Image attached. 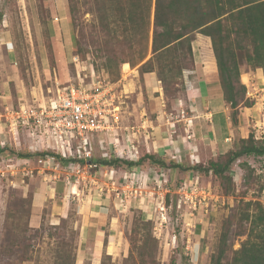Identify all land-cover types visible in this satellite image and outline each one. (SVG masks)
<instances>
[{"label": "rangeland", "instance_id": "1", "mask_svg": "<svg viewBox=\"0 0 264 264\" xmlns=\"http://www.w3.org/2000/svg\"><path fill=\"white\" fill-rule=\"evenodd\" d=\"M115 8L116 5L113 6L107 0H0V24L5 26L16 52V55H11L12 58L9 60L6 61L5 56L0 60V87L8 94L6 103L0 99V103H4L0 104V114L4 113L6 106L12 109L19 104H43L48 97L69 85L91 86L101 83L104 86L114 85L112 86L114 101L119 106L118 114L122 128L134 127L136 132L140 125L136 123V118L140 114L143 118L153 117L158 114L157 109H162L166 115L175 120L191 117L195 113V108L187 104L184 87L181 88L179 83L180 79H176L175 83L169 86L172 91L170 94L164 92L159 80H157L155 92L145 87L140 73L142 63L138 61L136 54L140 47L135 44L132 50L129 48V41L137 42L143 35L140 33L136 37L119 36L118 43H122L117 44L109 34L116 20ZM151 31L150 24L147 28L148 55L146 59L150 57ZM194 41L191 44L192 52L199 55ZM109 59L116 60L118 77H116L115 69L112 70L114 73L105 69ZM131 59L134 60V67L127 63ZM187 66L191 68L190 63ZM247 67L245 61H241L240 76L244 70L248 69ZM244 81L248 83L246 97L252 102V106L247 107L245 111L246 118L249 120L247 131L264 142V82L258 85L254 79V86H252L251 80L247 82V78L244 77ZM153 99L159 100V104L156 105ZM198 107L200 110L201 107ZM0 118L3 122L2 116ZM9 131L10 129L8 130L2 123L0 147L7 145L16 151L15 155L11 153L10 158L21 159L16 156V153L32 154L35 158L37 152L31 148L36 149L38 146L30 139L28 132L19 130L18 134L13 136ZM117 134L120 138L119 148H122L126 136L120 129L117 130ZM143 134H148L147 129H139L133 136L130 135L135 146L140 144ZM97 142L98 139L95 138V157L100 151V146L95 145ZM227 151L223 150V154L211 152L209 146L202 143L197 148L200 157L196 159V161L200 160L201 171L174 172L175 169H170L169 172L171 170L172 173L174 172L171 176L172 179L175 178V181L166 188L167 194L162 204L154 201L153 206H148L149 200L144 203L134 198L128 201L126 198L127 201L118 203L117 210L113 209V205L110 206L109 213L117 219L115 222L117 232L120 233V237L123 236V239L121 238L119 245L113 247L110 258H104L103 255L106 253H102L101 259L103 258L104 264H132V261L127 260L128 251L131 250L132 224L139 216L152 223L151 233L158 244L156 257L158 264H211V256L216 252L220 234L227 230L229 232L228 253L223 264H229L233 251L237 250L245 239V236L237 235L239 201L257 200L264 204V157L248 156L237 160L230 169L233 191L229 195H224L222 181L210 173H204L202 169L207 167L210 160L223 161V155ZM28 160L30 161L21 167L25 168L27 173L22 169L13 176L11 174L0 176V264H54L56 250L61 241L71 245L67 248L68 250L76 247V256L80 248L79 254H82L83 259L85 257L84 264H90L88 252L91 251L87 249L89 245L78 246L77 222L80 218L76 216L77 205L83 202L86 196L97 194V192L115 198L116 193L124 192L121 186L129 182L125 183L117 173L109 179V171L107 173L100 169L86 171L83 165L77 169L79 174H76L71 169L66 171L57 168L56 170L50 165L37 164L36 159ZM169 162L171 164V160ZM242 163L247 164L246 170L241 168ZM182 164L193 166L189 160ZM66 173L76 186L75 194L68 196L70 205L67 216L63 218L59 216V206L55 204V200L58 201V197H62V194H57L58 189L56 199L50 200L46 197L43 205L34 212L31 206L32 194L40 184V180L43 181L45 175L54 174L56 182L64 187ZM163 175L167 181V173ZM94 176L106 182L99 187L100 190L95 188L94 182L92 183ZM188 182L192 184L196 182L198 190H209L207 193L213 199L208 202L207 208H203L204 204H201L196 205V209L192 210L189 204L182 203L180 208L173 210L171 204L178 200L176 190L180 186L189 185ZM167 183L162 182L161 185L166 186ZM112 185L115 189L109 192ZM147 186L155 192V198H157L156 193L162 191L155 185ZM46 190L52 191L50 187ZM144 196L143 194L142 198ZM89 223L96 224L94 220H90ZM14 224L18 226L15 227ZM26 226L30 229L23 234L21 229ZM26 252L28 260L23 261ZM135 253L134 251L136 256ZM134 262L137 264V261Z\"/></svg>", "mask_w": 264, "mask_h": 264}, {"label": "trees", "instance_id": "2", "mask_svg": "<svg viewBox=\"0 0 264 264\" xmlns=\"http://www.w3.org/2000/svg\"><path fill=\"white\" fill-rule=\"evenodd\" d=\"M107 1L113 6L116 5V14H114L116 20L109 30L110 36L117 44H121L122 42L118 43L119 36L136 37L142 33L143 36L139 41H129L131 50L135 44L140 47L136 54L138 61L142 63L140 66L142 80L145 74L155 73L157 80L163 85L164 92L169 94L172 92L169 86L175 83L176 79H180L181 88L184 87V94L186 92L183 71L195 69L191 47L195 35L199 34L209 38L211 47L208 42L202 43V47L206 53L208 49H211L214 55L223 100L229 108L231 125L238 126L240 107L252 106V102L246 97V86L241 81L239 69L241 61L244 60L252 70L260 68L264 73V0ZM150 24L152 27L150 57L146 59L148 55L147 28ZM127 63L134 67L133 59ZM187 63H190L191 68L187 66ZM117 68L116 60L109 59L105 64L107 71L114 73L112 70H116V77L119 75ZM136 147L138 150L136 161L121 160L112 156L104 158L97 156L91 159L92 164L96 166L93 170L110 168L129 171L147 160L151 164L169 170L201 171L200 164L193 166L170 164V162L166 164L160 157L143 155L140 144ZM15 152L7 145L2 146L0 147V158L12 157ZM35 152H37L35 158L32 154L16 153V156L21 159L36 160L54 157L60 167L83 164L82 161L76 159H62L50 150ZM248 156L264 157V142L256 139L250 132L245 138L236 140L234 148L232 147L223 155V161L210 160L202 171L219 178L222 181L224 195H229L233 191L231 166L240 158ZM241 168L246 170L248 166L242 163ZM171 205L175 211L176 200ZM237 219L239 224L237 235L245 236V239L240 243V247L233 251L229 264H264V204L257 200H240ZM132 225L131 250L128 251L127 260L132 261V264L136 263L134 261H137V264H158L156 259L158 244L151 233V221L139 216ZM14 226L18 225L14 224ZM29 229V226L23 227L21 232L26 234ZM228 240V230L221 232L216 252L211 256V264H223L228 253ZM105 243H107L106 240ZM70 246L63 241L60 242L54 264H75L76 247L68 250ZM27 256L28 253H24L23 261L28 260ZM103 257L110 258L106 254ZM100 264H104L103 258Z\"/></svg>", "mask_w": 264, "mask_h": 264}, {"label": "crops", "instance_id": "3", "mask_svg": "<svg viewBox=\"0 0 264 264\" xmlns=\"http://www.w3.org/2000/svg\"><path fill=\"white\" fill-rule=\"evenodd\" d=\"M7 33L5 26L0 24V60L5 56L6 61L12 58L11 55H16L14 46ZM194 42L196 43L199 55H195L193 51L195 69L184 71V81L186 86L185 96L187 97L185 100L188 101L187 104L191 108H195V113L189 118L183 117L181 120H175L166 115L162 109H157L158 114L153 117L143 118L142 114H140V116L136 118V123L140 124L139 129H147L148 131V134L141 135V153L143 155L160 157L166 164L169 163V160L174 164H182L184 161L187 162L188 160L193 165L199 164L200 160L196 161V159L200 157L197 148L202 143H206L211 152H220V154H223V150L227 151L231 149L233 142H236L239 138H245L249 132L247 131V122L249 120L246 118L247 113L245 112L248 109L247 107H240L239 109L240 116L238 119V126L231 125L229 108L223 100L214 55L211 49H208V53H206L202 47V43L206 44V42H208L210 46L209 38L196 35V40ZM247 68L248 69L244 70L243 74H241L242 83L248 86V83L244 81L245 77L247 78V82L251 80L252 86H254V79L257 81L258 85H262L264 82V73L262 69L258 68L252 70L249 66ZM143 82L145 83V87L151 89L152 92L157 90V78L155 74H145L143 76ZM4 91L5 89L3 90V88L0 87V93H2L0 94V99L4 100L3 102L6 103L8 94ZM153 100L156 101V99ZM155 104L158 105L159 100H157ZM198 106L201 107L200 110H198ZM181 122L184 123L182 124ZM0 124L2 125V123ZM103 171H112L109 174V179H112L115 173L119 174L118 177H122L123 179L135 173L137 180L134 184L129 182V184L121 186L124 192L123 194L116 193L115 198L114 196L107 197L104 193L97 192V194L86 196L81 203L78 201V208L76 206V216L80 218V221L77 222L78 246L80 245V247H82L85 244L89 245L87 249L91 251L88 252V261L90 264H100L103 252L111 256L113 247L119 245L121 243V238L123 239V236L120 237V233L117 232V224H115L117 219H115L113 214L111 215V213H109L110 206L113 205V209L117 210L120 201H129L133 198L134 200L143 201L144 203L149 200L148 206H153L155 203L162 204V202H164V196L167 194L166 188L171 186L172 182L175 181V178L172 179L171 175L179 170L176 169L172 173V170L169 172V169L151 164L149 161L145 160L139 166L129 171L110 168ZM163 173H167V181H165V175H163ZM51 180L54 181L51 182ZM93 182L97 190H100L99 187L103 183L106 184L103 180H98L96 176L92 177V183ZM162 182H164V184L165 182L168 183L166 186H162ZM63 185L64 187L56 182V176L54 174L45 175L43 181L40 180V184L33 193L32 210L35 212L42 206L44 200L47 199L46 197L50 200L56 199V190L58 189L57 194H62V197H58V201L55 200V204L59 206V216L61 218L66 217L70 205L68 196L70 194H75L74 189L76 186L75 183L72 182L68 184L65 180L63 181ZM65 185H69L70 187H66ZM147 185H155L162 189L160 193H156L157 198L154 197L155 192L147 188ZM47 187H50L52 191L48 192L46 190ZM114 189L115 187L112 185L111 191H108L112 192ZM127 190L128 193H126ZM118 194L122 196L119 197ZM143 194L146 197L144 196V198H142ZM124 198L125 200H123ZM154 201L157 202L152 203ZM118 211L121 213V209ZM90 220H94L96 224L90 225ZM105 240L107 243H105ZM77 251L76 264H84L85 257L83 259L82 254H79L81 249L78 248Z\"/></svg>", "mask_w": 264, "mask_h": 264}, {"label": "built area", "instance_id": "4", "mask_svg": "<svg viewBox=\"0 0 264 264\" xmlns=\"http://www.w3.org/2000/svg\"><path fill=\"white\" fill-rule=\"evenodd\" d=\"M112 86L114 85L104 86L101 83L91 86L69 85L48 97L43 104H19L12 109L6 106L4 113L0 114L3 118V122L1 118L0 122L6 125L8 130L10 129L9 132L13 136H16L19 130L27 131L30 139L38 146L31 150H50L62 159L82 161L86 171L96 167L91 162V159L96 156L94 153L95 138L98 139L95 145L100 146L98 156L103 158L112 156L121 160L136 161L138 150L129 133L132 132L131 136H133L139 129L135 132L134 127H129V129L120 127L119 106L114 101ZM119 129L123 130V135L126 136L122 148H119L120 138L116 133ZM11 159L10 157L0 159V176L6 174L13 176L22 169L27 173V170L21 167L30 160L15 158L12 161ZM36 162L41 166L50 165L56 170L60 168L54 157L38 159ZM80 167L82 166L69 165L61 169L66 171L71 169L79 174L77 169ZM83 176L85 177L84 173ZM135 176L136 174L132 173L130 177L123 180L125 183L134 184L137 180ZM64 180L68 184L73 182L70 177L68 178V173ZM207 192L209 190H198L196 182L183 185L176 192L177 208H180L182 203L189 204L192 210L196 209V205L201 204H204L203 208H207L208 202L213 199ZM118 196L122 195L118 194Z\"/></svg>", "mask_w": 264, "mask_h": 264}, {"label": "bare ground", "instance_id": "5", "mask_svg": "<svg viewBox=\"0 0 264 264\" xmlns=\"http://www.w3.org/2000/svg\"><path fill=\"white\" fill-rule=\"evenodd\" d=\"M125 65V64H124Z\"/></svg>", "mask_w": 264, "mask_h": 264}]
</instances>
